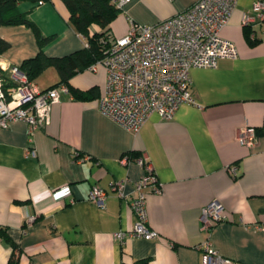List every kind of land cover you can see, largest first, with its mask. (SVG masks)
<instances>
[{"label":"crops","instance_id":"1","mask_svg":"<svg viewBox=\"0 0 264 264\" xmlns=\"http://www.w3.org/2000/svg\"><path fill=\"white\" fill-rule=\"evenodd\" d=\"M196 1L130 0L109 25L110 33L126 35L131 19L155 24ZM255 1L238 0L221 31L237 44L239 56L219 59L214 68H192L198 104H182L172 119L154 113L134 133L103 114L98 99L106 91L107 68L97 62L57 85L59 101L48 125L30 131L18 119L0 128V227L17 245L13 249L0 237V264L13 252L18 264H203L205 252L197 246L207 236L200 229L202 211L212 201L224 206L228 218L213 229L211 246L234 264H264V20L242 24L245 12L255 14ZM18 9L51 38L42 46L46 55L60 57L86 46L63 0H23ZM100 30L91 26L92 32ZM0 36L10 42L0 54L6 66H19L40 51L25 24L0 25ZM41 74L34 80L41 89L60 80L54 66ZM74 89H95L96 96L81 98ZM247 126L257 128L252 147L239 140ZM74 151L89 158L77 161ZM125 154L134 157L127 165L120 162ZM141 154L163 188L147 198L149 224L159 236L120 241L114 234L135 222L127 198L109 192L97 204L89 193L96 183L109 188L111 181L128 177L125 193L135 195L144 169L134 159Z\"/></svg>","mask_w":264,"mask_h":264},{"label":"built area","instance_id":"2","mask_svg":"<svg viewBox=\"0 0 264 264\" xmlns=\"http://www.w3.org/2000/svg\"><path fill=\"white\" fill-rule=\"evenodd\" d=\"M128 1L113 0L121 9ZM237 3L238 0H197L186 10L155 24H141L131 19L129 32L120 37L112 35L105 57L98 61L107 68L106 91L98 99L100 111L124 128L138 133L154 113L162 119H172L182 104L197 105L191 89V69L214 68L219 59L239 56L237 44L221 35ZM253 8L255 14H243L242 24L246 27H251L257 19L264 20V0L255 1ZM251 36L254 37V33ZM0 68L9 72L15 81L6 86L0 73V128L18 119L27 121L30 131L48 125L52 106L59 101L60 87L39 88L35 81L20 72L17 65L0 63ZM61 86L67 88L65 84ZM258 139L255 126L243 127L239 133L240 142L246 146H255ZM27 152L36 155L34 148H28ZM74 157L82 161L89 155L74 151ZM131 159L125 154L120 162L127 165ZM134 160L144 169V174L134 183L135 195L125 193V186L130 181L128 177L111 181L109 188L96 183L89 193V199L97 204H102L109 192L127 198L135 222L132 228L114 234L120 241L159 236L149 224L147 198L149 193H162L163 188L145 154ZM230 172L237 176V167L230 166ZM33 218L28 216L29 221ZM227 218L224 206L216 201L204 207L200 229L207 236L197 246L205 252L203 264H234L222 257L210 242L215 226Z\"/></svg>","mask_w":264,"mask_h":264},{"label":"trees","instance_id":"3","mask_svg":"<svg viewBox=\"0 0 264 264\" xmlns=\"http://www.w3.org/2000/svg\"><path fill=\"white\" fill-rule=\"evenodd\" d=\"M23 0H0V25L25 24L33 29L40 43V51L32 57L26 58L18 66L19 69L30 79L35 80L36 76L50 66L57 68L60 80L50 86L54 87L60 83H67L71 76L97 63L106 55V49L110 44L109 25L121 11L113 0H63L70 12V23L73 27L86 37L89 45L64 56H48L44 53L42 46L51 38L44 36L38 25L30 18L28 12L18 9V3ZM34 2L47 0H32ZM92 25H98L100 31H91ZM10 46V42L0 36V54ZM0 73L5 79L6 86L12 85L15 81L9 76V72L0 68ZM74 92L78 97L90 98L96 96L95 89L89 91ZM130 158H134L130 155ZM0 237L9 243L13 249L17 245L7 229L0 227ZM18 257L12 253L7 264H18Z\"/></svg>","mask_w":264,"mask_h":264},{"label":"rangeland","instance_id":"4","mask_svg":"<svg viewBox=\"0 0 264 264\" xmlns=\"http://www.w3.org/2000/svg\"><path fill=\"white\" fill-rule=\"evenodd\" d=\"M41 75H42V74H39L38 76H36V78H35V79H36V80H37V79H39V77H40Z\"/></svg>","mask_w":264,"mask_h":264},{"label":"water","instance_id":"5","mask_svg":"<svg viewBox=\"0 0 264 264\" xmlns=\"http://www.w3.org/2000/svg\"><path fill=\"white\" fill-rule=\"evenodd\" d=\"M20 72H22V71H20Z\"/></svg>","mask_w":264,"mask_h":264}]
</instances>
